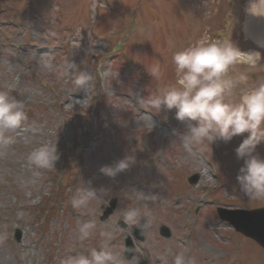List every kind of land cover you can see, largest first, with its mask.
Listing matches in <instances>:
<instances>
[{"label":"rangeland","instance_id":"1","mask_svg":"<svg viewBox=\"0 0 264 264\" xmlns=\"http://www.w3.org/2000/svg\"><path fill=\"white\" fill-rule=\"evenodd\" d=\"M251 2L0 0V91L23 102L28 115L23 128L7 133L16 142L0 145V264H46L43 227L47 222L49 240L56 242L60 236L57 254L63 260L99 248L105 240L100 233L110 234L111 229L110 220L102 223L96 219L98 205L112 196L120 204L129 203L138 193L133 181L140 182V192L145 195H157L133 207L144 216L141 223L146 218L152 221L143 243L152 264H161L157 263L160 250L181 249L175 240L184 232L185 226H180L185 224L183 212L188 207L190 212L197 208L204 214L196 217L191 238L186 240L191 246L186 264L193 260L196 264H264V252L217 222L213 207L194 201L213 187L205 199L215 205H264L246 198L236 180L244 159L237 158L235 149L248 133L189 151L179 140L186 122L174 118L175 109L168 112L162 107L158 112L140 99L146 101L174 80L172 51L187 47L205 33L220 40L230 37L240 50L259 51L264 59V35L255 42L245 28ZM157 60L163 69L159 81L146 71ZM48 61L54 66L51 70L44 67ZM67 61L91 76L87 91L76 90L73 77L63 73ZM241 72H247L249 79L237 88V94L264 79V68L241 64L233 66L230 74ZM55 142V168L38 169L28 163L31 151ZM126 155L135 157L126 171L114 177L99 171ZM253 155L264 159V143L257 145ZM200 170L199 181L188 185L186 178ZM54 185L60 188L57 192ZM144 185L147 191H143ZM82 187L108 190L94 212L71 207L72 197ZM45 193L53 194L51 201L42 200ZM189 193L192 200L186 199ZM61 196L66 197L60 205L56 198ZM208 217H212L211 224ZM90 220L96 225L93 235L81 242L76 230ZM160 223L170 227V240L157 235ZM15 229L21 231L20 243L12 237ZM214 232L233 240L221 242Z\"/></svg>","mask_w":264,"mask_h":264},{"label":"clouds","instance_id":"2","mask_svg":"<svg viewBox=\"0 0 264 264\" xmlns=\"http://www.w3.org/2000/svg\"><path fill=\"white\" fill-rule=\"evenodd\" d=\"M246 11L264 17V0H252ZM171 47L173 46L170 45ZM171 62L174 66V80L159 88L146 101L140 97L141 101L158 112L162 107L168 112L175 109L174 118L186 122V131L180 138L189 151L193 148H210L217 139L227 143L234 136L248 133L235 149L237 158L244 159L236 180L246 198L264 202V159L253 155L257 145L264 143V79L258 80L251 88H241L237 94V88L247 84L249 74H230L233 66L237 64L251 69L264 68L261 52L242 51L230 37L220 40L205 33L187 47L173 50ZM44 67L51 70L54 66L48 61ZM146 71L151 78L159 81L163 69L157 60ZM63 73L73 77L76 90L87 91L90 87L91 76L80 71L76 64L67 61L63 66ZM27 120L23 102L10 97L6 91H0V145L15 143L16 138L7 133L23 128ZM27 139L25 137L26 141ZM27 159L30 165L38 169L55 168L54 162L58 159L56 142L42 144L31 151ZM134 163L135 157L126 155L113 165L102 166L99 171L108 177H114ZM107 191L104 188L97 191L82 187L72 197L71 207L88 208L90 212H94L95 204L104 201ZM136 192L140 194L139 199L142 201L154 200L157 196ZM142 217L144 216L137 208L127 209L121 218L126 225L123 229L129 235L134 227L139 228L142 235L146 234L152 227V221L145 217L146 221L141 223ZM95 227L91 220L80 224L76 230L79 241L88 240ZM100 235L105 240L98 249H90L87 255L77 253L67 256L62 264H139L142 255L137 254L135 248L117 249L111 245L109 233L101 232ZM126 251H133L137 255L131 260H125ZM186 251L168 249L171 264H186ZM162 264H169V261L162 259ZM191 264H196V261H191Z\"/></svg>","mask_w":264,"mask_h":264},{"label":"bare ground","instance_id":"3","mask_svg":"<svg viewBox=\"0 0 264 264\" xmlns=\"http://www.w3.org/2000/svg\"><path fill=\"white\" fill-rule=\"evenodd\" d=\"M245 28L248 30L247 33H250V36L255 39V42H260L259 39L264 35V17L255 16L248 12Z\"/></svg>","mask_w":264,"mask_h":264},{"label":"water","instance_id":"4","mask_svg":"<svg viewBox=\"0 0 264 264\" xmlns=\"http://www.w3.org/2000/svg\"><path fill=\"white\" fill-rule=\"evenodd\" d=\"M237 228L241 230V228H239V227H237Z\"/></svg>","mask_w":264,"mask_h":264}]
</instances>
